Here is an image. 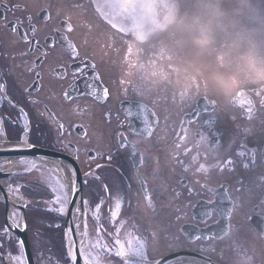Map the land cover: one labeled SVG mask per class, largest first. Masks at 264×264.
<instances>
[{"label":"flooded vegetation","instance_id":"flooded-vegetation-1","mask_svg":"<svg viewBox=\"0 0 264 264\" xmlns=\"http://www.w3.org/2000/svg\"><path fill=\"white\" fill-rule=\"evenodd\" d=\"M118 3L125 5L119 6ZM16 5L24 10H17ZM2 6H7V10ZM118 7L120 12L116 10ZM88 8L94 11L96 23H92L87 17ZM108 9H112V15ZM42 11L50 14L47 22L41 17ZM0 13V71L10 84L15 81L19 85L18 88L11 89L17 98H20L23 89L33 82L35 74H30L28 69L41 56V52L39 49L28 51L29 44L23 42L19 34H14L6 27L9 22L21 24L23 21L21 28L27 31L28 22L25 18L30 15L37 29L34 39L39 41L40 48L49 53L36 69L41 74L38 81L40 90L34 91L31 98L40 101L41 113L44 104L56 113L59 121L65 126L63 143L70 141L79 150V160L72 159L69 152L59 151L62 145L57 143L59 134L56 126L51 124L46 114H37L35 107L30 109L32 143L36 144L37 148L55 152L70 161L79 170L81 184L86 172L91 171L93 175L99 176V180L89 177L87 186L82 187L83 198L92 205H95L99 198L105 197L107 209L112 205L113 198H119L120 193H123V209L119 219L126 220L127 223L119 238L125 242V246L127 247V240L130 238L129 232L133 236H143L146 232L157 229L162 234L155 239L148 238L149 256L155 260L174 252H185L201 255L217 264H251L250 249L255 246L264 248V239L253 226L258 220L254 219L249 223L247 216H264V208L258 213H252L256 201L264 199V188L254 187L238 197L239 204L232 223L239 226L241 248L237 249L238 253L235 252L237 259H233L227 251L224 259H220L221 247L230 243L232 237L225 236L224 241L219 242L215 239L190 240L187 233L195 236L196 229L205 235L215 232L219 216L216 205H209L207 201L218 200L215 193L220 190L221 184H227L229 190L239 187L236 183L238 179L247 184L249 174L236 166L233 172L220 173L217 169L208 175H194V168L198 165L193 166L189 172H183L180 167H175V156L179 154L181 159L190 162L191 155L199 152L200 162H205L204 154L208 147L219 139L222 146L216 149L215 157L210 154L208 158V162L213 163L226 159L229 155L235 159L240 139L244 136L248 137L247 142L250 145L264 144V107H261L264 103V80H257L251 85L236 86L227 96L214 93V85L219 81L218 76L214 75L212 61L216 59L218 67L229 61L235 63L237 68L248 65L251 68L250 73H254V69H261L257 64V57L248 59L251 60L248 62L245 61V54H226L227 52L221 51L216 53L212 48L205 52L204 58L201 59L203 64L200 65L198 54H195L194 50L190 51L187 45L185 50H181L180 46H175L174 48H178L174 50L168 49L163 40L165 34L168 31H182L178 18L173 16L171 0H146L141 7H136L135 2L131 0H0ZM64 22L71 25V33L66 32ZM97 24L102 27L101 31ZM57 34L67 36L69 41L78 47L79 56L76 61L66 54ZM116 36L122 38L124 47L116 48L110 41L106 45L102 42L105 37L111 40ZM45 37H52L56 41L55 47L50 48L45 43ZM152 39L156 40L153 43L156 49L150 48ZM258 57L260 58V55ZM82 62H86V65H96L95 71L99 73L100 83L109 89L106 102L99 103L87 95L85 84L89 82L90 73L93 71L91 68L85 66L83 73L73 74V68ZM60 67H63L66 73L62 80L55 78L53 71ZM66 89H71L74 93L70 102H64L62 99ZM76 90L85 94L77 95ZM249 102L254 106L255 113L252 119L245 120L241 118L242 113L235 105H246ZM127 103L129 106L134 105V111L138 114L140 127L135 135L131 133L129 121L121 110L122 104ZM205 105H208L219 119L214 129L203 132L199 122L189 123V120L192 119L193 112L200 111ZM106 113H110V119L106 118ZM0 114H9L6 105ZM11 115L15 118L16 114L13 112ZM37 124L40 125L39 128ZM76 126H80L79 132L76 131ZM4 130L7 132L6 140L18 141V127L13 128L5 124ZM120 133H123L135 146L136 151L144 156L148 171L159 172L155 178L147 177L149 189L156 184L162 185L164 190V195L156 201L155 212L146 207L140 186L144 169L137 173L131 166L128 152L117 147ZM44 134H48L47 138ZM178 134L184 139H178ZM205 137H209L208 145ZM233 137L236 138L234 144L231 143ZM188 147H191L193 152L184 157L183 152ZM87 153H95L97 159H89ZM98 164L101 165L99 169L96 167ZM262 170L264 168L258 169ZM18 172H22L19 164L8 171L0 172L4 176L0 179V187L4 189L9 182L14 181L26 184L28 189H31L30 192H24L32 203V207L25 209L24 216L28 224L26 235L33 264H69L64 249L62 216L44 211L43 204L36 205V201L44 194L38 190L42 183L33 180L31 175L37 176L39 173L33 172L24 177L4 174ZM181 177L193 187L194 192L189 197L184 190V196L178 202L179 211H176L175 202L171 207L168 206L172 197L166 189L167 186H175V182ZM104 185L108 186L110 197L103 191ZM201 185L206 187L202 188ZM8 205V210H11V196H8ZM5 208L0 201V223L3 222ZM205 211L210 212V215H202ZM157 225H160V228H157ZM163 229H169L171 236L167 239L177 246L160 257H154L151 255L150 246L154 240L158 242L156 245L161 244L160 239L165 237ZM89 230L92 232L91 221ZM202 247H214L215 251H201ZM9 251L15 254V247L10 249L6 242L5 248L0 250L3 254L0 264H11ZM126 259L131 261L133 258ZM110 264L123 262L116 258Z\"/></svg>","mask_w":264,"mask_h":264},{"label":"snow or ice","instance_id":"snow-or-ice-1","mask_svg":"<svg viewBox=\"0 0 264 264\" xmlns=\"http://www.w3.org/2000/svg\"><path fill=\"white\" fill-rule=\"evenodd\" d=\"M2 7L7 10V6ZM15 8L20 11L24 10L19 5H16ZM0 16H2V13H0ZM41 17L44 22H47L50 19V14L47 11H42ZM25 19L28 22L27 31L21 28L23 21H21V24L9 22L6 27L10 28L14 34H19L23 42L29 44L28 51L39 49L41 56L38 57L37 60L33 62L32 67L28 69L30 74H35V77L33 82L23 89V94L20 98H17L11 90L18 88L19 85L15 81L10 84L3 72L0 71V111L4 109L5 105L9 110V114L7 115L0 114V137H4L5 140L7 139V132L4 130L5 124L11 125L13 128L18 127V144L7 149V151L12 153H29L30 155H20L16 158L18 164L23 168L22 172L4 173L5 176L24 177L33 172L47 173L46 180L42 182V192L44 195L36 201V205L39 206L40 204H43L44 211L55 213L58 216H65L71 210L73 222L65 232L66 248L68 249L66 260H68L70 264H110V262L116 258L122 260L123 264H167V259L161 258L160 260H155L149 256L148 252V238L152 237L155 239L156 237H159L162 234L161 231L153 229L150 232H146L143 236H133L132 233L129 232L128 236L130 238L127 240V247L125 246V242L119 238L120 232L127 223L126 220L120 221L119 219L123 209V193H120L119 198H113L112 205L107 209H105V204L107 203L105 197L99 198L95 205H92L87 199H84L82 195L78 194L81 193L82 187L87 186L89 177L99 180V176L93 175L91 171L86 172L84 174L85 178L83 183L81 184L79 170L70 161L59 157L55 152L36 153L34 151L36 144L31 141L33 127L32 113L30 111L33 107L36 108L37 114H46L51 124L56 126V130L59 134L57 137V143L62 145L59 151L69 152L72 159L79 160V150L75 148L70 141L63 143L62 138L65 132V126L59 121L56 113L50 110L47 104L43 105V112L41 113L40 101L31 98L34 91L40 90L38 81L41 79V74L36 69L49 53L44 48H40L39 41L34 39L37 29L32 23V17L28 15ZM63 26L65 27L66 32L71 33L73 31L71 25L67 22H64ZM57 36L69 58L76 61L79 56V49L75 43L70 42L65 35L57 34ZM45 43L51 48L55 47L56 41L53 40L52 37H45ZM23 55H27V53H23ZM85 66L93 70L90 73L89 82L85 84V88L88 90L87 95L99 103L106 102L109 97V89L100 83V76L99 73L95 71L96 65L94 63L86 65V62H82L73 68V74L79 75L83 73ZM69 67L72 66L69 65ZM53 71L55 73V78L57 79L62 80L66 76L63 67L54 69ZM75 94L83 95L85 93L76 90ZM73 98V90L66 89L63 92L62 99L64 102H70ZM235 106L241 111L242 119L248 120L253 118L255 108L250 102L246 105ZM134 107V105L129 106L127 103L122 104L121 109L125 118L129 121L128 127L133 135L137 134L140 127L138 124V114L134 111ZM261 107H264V103L261 104ZM13 112L16 114L15 118L11 115ZM106 118L110 119V113H106ZM218 119L219 118L215 113L210 110L209 106L205 105L200 111L192 113V119L189 120V123L199 122L202 131L205 132L204 130L214 129ZM123 126V122H121V127ZM39 127L40 125L37 124V128ZM76 131H80V126H76ZM237 131H239V128ZM44 135L45 138H47L48 134ZM177 138L181 140L184 139V137L179 134ZM197 139L199 140L200 137L198 136ZM204 139L208 145L209 137H205ZM247 141V136L240 139L239 148L235 152V159L229 155L226 159L213 163L208 162L209 155L211 154L215 157L216 149L222 146L219 139L208 147L207 152L204 154L205 162H200L201 154L199 152L191 155L190 162L181 159V155L179 154L175 156V167H180L183 172H189L193 166L198 165L194 168V175H208L211 171L217 169L220 173H223L224 171L233 172L235 171L236 166H239L245 173L249 174L247 184L245 181L238 179L236 183L239 187L232 190H229L227 184H221L219 186L220 190L215 193L218 200L207 201L209 205H216V212L219 216L217 230L215 232L205 235L201 230L196 229L195 231L197 234L195 236L191 233H187L190 240L208 241L215 239L219 242L224 241L225 236L232 237L230 243H226L221 247L220 259H224L225 251L235 253L237 249L241 248L239 226L232 223L235 211L239 204L238 197L244 192L252 190L254 187L264 188V170L258 171V169L264 168V144L253 146ZM235 142L236 138L233 137L231 143L234 144ZM24 144H27V148L22 147ZM117 147L119 150L128 152L131 166L137 171V173H139L141 169H144V177L141 178L140 186L144 193L146 207L150 211L155 212L156 201L159 200L160 196L164 195V190L162 185L156 184L149 189V181L147 177L153 176L155 178L159 175V172L150 173L148 171L147 162L144 156L136 151L135 146L129 142L128 138L123 133L118 134ZM229 147H231V144ZM192 152L193 149L188 147L184 150L183 156L187 157ZM87 154L89 155V159H97L95 153ZM49 158L59 160L60 163L56 167L45 168L43 166L44 161ZM108 158L111 159V157ZM96 167L99 169L101 165L98 164ZM175 167L173 171L175 170ZM0 172H3L2 167H0ZM197 183L199 182L197 181ZM201 187L205 188L206 185H201ZM26 190L29 192L31 191L26 184L15 183L14 181L9 182L6 188L0 189V195L7 193L4 200L6 205L5 215L3 222L0 223V250L5 248L6 242L10 249L13 246L15 247V254L12 251L8 252V258L12 261V264H30L26 241L17 235L18 232H26L28 228L27 221L23 219V216L25 209L32 207V203L24 195ZM184 190L187 191L189 197H191L194 192L193 187L189 186L184 177L177 180L175 186H167L166 191L172 197V200L168 205L169 207L175 202L177 204L175 210L179 211L178 202L184 196ZM103 191L107 197L111 196L107 185L103 186ZM221 193L223 194L221 195ZM8 196L12 197L11 210H8L7 208ZM261 208H264V199L256 201L252 207V213H258ZM202 215L208 216L210 215V212L205 211ZM176 219H179V217H176ZM254 219L258 220V223L253 226L260 234V237L264 239V216H254L253 214L247 216L249 223H252ZM90 221L92 232L89 230ZM57 227H59V225H57ZM157 228H160V225H157ZM163 234L165 235V238L171 236L169 229H163ZM68 238H70V240ZM200 250L215 251V248L207 249L202 247ZM126 257H132L133 259L130 261L129 259H126ZM170 258H175L178 261L181 259L178 256ZM2 259L3 254L0 252V260ZM207 264H212V261L208 260Z\"/></svg>","mask_w":264,"mask_h":264},{"label":"rangeland","instance_id":"rangeland-1","mask_svg":"<svg viewBox=\"0 0 264 264\" xmlns=\"http://www.w3.org/2000/svg\"><path fill=\"white\" fill-rule=\"evenodd\" d=\"M126 2L127 0H117ZM130 1V0H129ZM135 2V6L141 7L146 0H131ZM173 3V16L178 18L181 33L169 31L165 34L163 40L168 49H176L179 46L181 50H185V46L189 50H194L200 58V65L203 63L205 52L213 48L215 52L234 53L237 55L245 54V61L257 57V64L264 69V0H171ZM105 2V0H104ZM119 6L125 5L118 3ZM106 4L103 6L105 7ZM105 9V8H104ZM110 14L112 9H108ZM121 11L120 7L116 9ZM87 17L92 23L97 22L95 13L91 9H87ZM98 25V24H97ZM100 31V25H98ZM96 28V24H95ZM94 28V30H95ZM111 29V28H110ZM115 33V30L112 29ZM104 30H102L103 32ZM110 32L109 30H107ZM94 33V32H93ZM112 33V32H110ZM112 43L113 47L122 48L124 42L122 38L113 37L111 40L106 37L102 42L106 45ZM154 39L150 42V48L156 49ZM163 43V42H162ZM224 43V44H223ZM175 46H178L174 48ZM179 47V48H180ZM179 50V49H178ZM189 51H187V54ZM260 55V58L258 57ZM188 58V57H187ZM243 58V57H242ZM244 59V58H243ZM214 60V59H213ZM249 60L248 62H250ZM214 67V75L218 76L219 83L214 86V93H220L227 96L232 88L241 85H251L257 81L254 73H250L251 68L243 65L237 68V65L231 61L219 64L216 59L212 61ZM6 168L12 169L17 162L2 163ZM1 165V164H0ZM21 170L23 171L22 166ZM33 180L43 182L46 180L47 173H39L37 176L31 175ZM42 191V187L38 188ZM41 194H44L41 192ZM157 240L151 243V255L160 257L172 247L175 249L177 244L169 242L165 237L160 239V243L156 245ZM153 244V245H152ZM252 251L251 264H264V248L255 246L250 249ZM239 252L238 250L236 251ZM236 253H231L233 259H237Z\"/></svg>","mask_w":264,"mask_h":264},{"label":"water","instance_id":"water-1","mask_svg":"<svg viewBox=\"0 0 264 264\" xmlns=\"http://www.w3.org/2000/svg\"><path fill=\"white\" fill-rule=\"evenodd\" d=\"M11 147H13V146L6 147V148H1L0 147V160H4V159L13 160L14 158H17L20 155H24V156H29L30 155L29 153H12V152L7 151V149H9ZM23 147L27 148L25 146H23ZM34 151L36 153L44 152V151L38 150L36 148L34 149ZM49 159L50 160H54L52 158H49ZM78 195H81V193L78 194ZM70 212H71V210L68 213L67 222H69L70 218H71ZM67 225H68V223H67ZM26 244H27V242H26ZM27 253L29 254L28 247H27ZM177 256L180 257L181 259L196 260V261H199L202 264H207V262H208V259H206V258H204L202 256H199V255H196V254H191V253H181V252L170 254V255H168V256H166L164 258L167 259V264H173L175 261H177V259L170 258V257H177ZM212 264H214V263L212 262Z\"/></svg>","mask_w":264,"mask_h":264},{"label":"bare ground","instance_id":"bare-ground-1","mask_svg":"<svg viewBox=\"0 0 264 264\" xmlns=\"http://www.w3.org/2000/svg\"><path fill=\"white\" fill-rule=\"evenodd\" d=\"M0 141H1V144L3 145V147H7L8 144L6 143V141L3 139V137H0ZM7 145V146H6ZM25 145V144H24ZM22 145V147L24 146ZM13 161L15 162H18L16 158L13 159ZM44 164L47 166V167H56L57 165L56 164H53L52 161H48V160H45L44 161ZM70 215H71V219L70 221L68 222V225H67V228L69 227V225L73 222V216H72V212H70ZM67 230V229H66ZM70 240V238H68ZM66 245V244H65ZM10 260V259H9ZM10 263L12 264V261L10 260ZM173 264H202L200 263L199 261H196V260H191V259H180L179 261H175Z\"/></svg>","mask_w":264,"mask_h":264},{"label":"clouds","instance_id":"clouds-1","mask_svg":"<svg viewBox=\"0 0 264 264\" xmlns=\"http://www.w3.org/2000/svg\"><path fill=\"white\" fill-rule=\"evenodd\" d=\"M254 75L257 80H264V70L254 69Z\"/></svg>","mask_w":264,"mask_h":264}]
</instances>
